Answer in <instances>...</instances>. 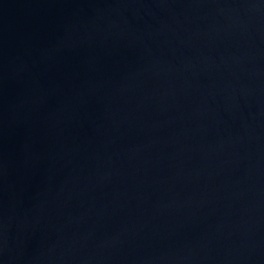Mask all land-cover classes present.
<instances>
[{"label": "water", "instance_id": "obj_1", "mask_svg": "<svg viewBox=\"0 0 264 264\" xmlns=\"http://www.w3.org/2000/svg\"><path fill=\"white\" fill-rule=\"evenodd\" d=\"M0 264H264V0H0Z\"/></svg>", "mask_w": 264, "mask_h": 264}]
</instances>
